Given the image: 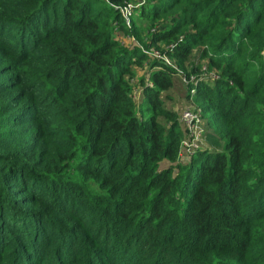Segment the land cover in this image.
Masks as SVG:
<instances>
[{
    "label": "trees",
    "instance_id": "16d2710c",
    "mask_svg": "<svg viewBox=\"0 0 264 264\" xmlns=\"http://www.w3.org/2000/svg\"><path fill=\"white\" fill-rule=\"evenodd\" d=\"M0 264H264V0H0Z\"/></svg>",
    "mask_w": 264,
    "mask_h": 264
},
{
    "label": "built area",
    "instance_id": "2783aa9c",
    "mask_svg": "<svg viewBox=\"0 0 264 264\" xmlns=\"http://www.w3.org/2000/svg\"><path fill=\"white\" fill-rule=\"evenodd\" d=\"M140 6L136 7L139 8ZM125 8L126 9L123 12V16L125 19V23L129 25V16L132 14V10H134L135 7L133 6V4H129ZM147 78H149V76ZM192 93H194V91H192ZM193 107L194 106H190L184 109L180 115V123L187 132L186 139L183 142L182 146L184 153L183 156L186 158L194 154L195 149H197L198 144L200 143L202 136L205 132L200 111Z\"/></svg>",
    "mask_w": 264,
    "mask_h": 264
},
{
    "label": "rangeland",
    "instance_id": "374dc122",
    "mask_svg": "<svg viewBox=\"0 0 264 264\" xmlns=\"http://www.w3.org/2000/svg\"><path fill=\"white\" fill-rule=\"evenodd\" d=\"M133 6L135 7V9L134 10H137L138 8L136 7V6H139V2L138 1H135V3L133 4ZM125 9L126 8H124L123 10H122V12H124L125 11ZM127 9H128V7H127ZM134 10H132V14L129 16V19H130V21L132 20V18L134 17ZM130 21H129V25H127L126 23V26L128 27V28H130L131 27V25H130ZM123 38V37H122ZM123 42L125 43V45H127V46H129V45H131V44H133L135 41H133V40H128V39H126V38H124L123 39ZM154 58L156 57V59L158 58H160L161 56H160V54L157 52V51H155V50H151V52H149ZM160 60V59H159ZM164 61H167V60H165V58L163 59ZM193 91V90H192ZM193 94V93H192ZM136 100L139 102V97L138 96H136ZM183 106H184V104H183V102H179L178 101V99H177V97H174V100H172V101H170V102H167V108L168 109H170V110H172V111H175V112H177L178 113V115L180 114V112H181V109L183 108ZM192 106V105H191ZM194 108V107H193ZM183 157V156H182ZM182 160H183V163L186 161L187 162V159H186V157H183V158H181ZM162 168H164V167H167L168 165L166 164V163H163L162 165Z\"/></svg>",
    "mask_w": 264,
    "mask_h": 264
}]
</instances>
